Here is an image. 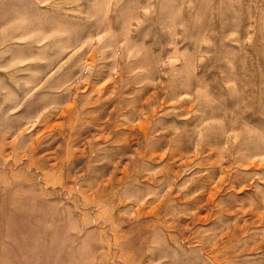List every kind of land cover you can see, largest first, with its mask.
Returning a JSON list of instances; mask_svg holds the SVG:
<instances>
[{"label": "rangeland", "instance_id": "rangeland-1", "mask_svg": "<svg viewBox=\"0 0 264 264\" xmlns=\"http://www.w3.org/2000/svg\"><path fill=\"white\" fill-rule=\"evenodd\" d=\"M0 264H264V0H0Z\"/></svg>", "mask_w": 264, "mask_h": 264}]
</instances>
